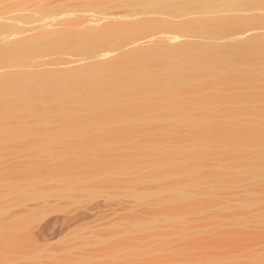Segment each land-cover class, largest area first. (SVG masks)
<instances>
[{"label":"rangeland","instance_id":"1","mask_svg":"<svg viewBox=\"0 0 264 264\" xmlns=\"http://www.w3.org/2000/svg\"><path fill=\"white\" fill-rule=\"evenodd\" d=\"M125 25L138 30L110 34ZM66 31L93 41L48 43ZM33 42L34 51L16 52ZM263 44L264 0H0V81L63 69L89 79L99 64L153 49L160 61L130 69L140 89L170 68L166 49L197 48L210 66L204 76L182 68V85L161 81L152 96L128 94L130 108L113 105L112 92L79 96L80 86L53 95L33 110L50 117L25 142L13 127L34 115L9 111L0 125V264H264ZM239 46L260 56L236 59ZM65 104L93 109L71 137L52 118ZM196 120L218 132L204 134ZM43 134L50 145L40 149ZM155 168L173 175L162 180ZM74 175L85 180L68 184Z\"/></svg>","mask_w":264,"mask_h":264},{"label":"bare ground","instance_id":"2","mask_svg":"<svg viewBox=\"0 0 264 264\" xmlns=\"http://www.w3.org/2000/svg\"><path fill=\"white\" fill-rule=\"evenodd\" d=\"M147 24V23H146ZM200 26V25H199ZM139 27V26H138ZM192 27H194V26H192ZM133 28H136L137 29V25L136 26H114V28H110L109 29V32H110V34L111 35H113V36H115V35H119L120 33H122V32H124V31H126V30H130V29H133ZM142 28H143V26H142ZM210 28V27H209ZM147 29V28H146ZM138 30V29H137ZM67 32V31H66ZM64 32L65 33V35H62L63 33H61L60 35L61 36H59V35H57L56 37H49V39L51 40V42H48V40H46L48 43H59V42H68L69 40H70V42H71V40H75L76 42H80L81 43V40H82V42L83 41H87L88 43H90L91 41H93V38L91 39V35L88 33H83V32H80V33H73V31L71 32V33H69V32ZM131 32V31H130ZM53 35V34H52ZM90 36V38H88ZM176 36V35H175ZM172 38V37H171ZM169 39H170V37H169ZM49 40V41H50ZM66 40V41H65ZM78 40H80V41H78ZM45 41V42H46ZM72 41V42H73ZM74 41V42H75ZM46 42V43H47ZM260 42V41H259ZM69 43V42H68ZM26 44V43H25ZM82 44V43H81ZM85 45L87 44L86 42L84 43ZM180 45H183L182 44V42H180L179 43ZM178 44V45H179ZM251 44V43H250ZM253 44V43H252ZM259 44V43H258ZM262 44V43H261ZM260 44V45H261ZM21 45V44H20ZM78 45V44H77ZM83 45V44H82ZM244 45H246V44H244ZM259 45V46H260ZM37 46V43H30V44H26V45H22V46H17L18 48H17V50H16V52L18 53V54H20V53H22V54H24V52H26L27 50L29 51L31 48H32V50H33V48L34 47H36ZM177 46V45H176ZM176 46H175V48H176ZM245 48H246V46H244ZM240 48V46H239V48L237 47V48H235V47H232V53H234L233 55H237V54H239V53H241L238 57H235L236 59L238 58H240V57H243L245 60H252V59H254V58H250L251 56H254V55H256V56H260L261 55V57H263L262 55H263V53H264V44H263V46H260L261 48H259L258 50L259 51H261L260 53H259V51L257 50V48L256 49H249V48ZM256 47V46H255ZM171 48V47H170ZM174 48V47H173ZM178 48V47H177ZM228 48V47H227ZM16 49V47L14 48V49H10V50H15ZM35 49V48H34ZM213 49V48H212ZM211 48L209 49L210 50V52L208 51V50H206V54H211V53H213L214 51L212 50ZM158 50V49H157ZM211 50H212V52H211ZM220 50H222V49H220ZM235 50V51H234ZM253 50V51H252ZM255 50H257L258 52H257V54L254 52ZM27 51V52H28ZM34 51V50H33ZM139 51V50H138ZM158 51H160V50H158ZM158 51H156L155 50V52H154V49L153 50H151V51H146V52H140L139 53V55L137 54V55H130V57L129 56H127V57H125V59L124 60H122L121 61V63L119 64V61L120 60H118L116 63L115 62H113V63H111V65L109 66L108 64H99L98 66H96L95 68H93V70H91V71H93V72H95L96 73V75L94 76L93 74V76L91 77V75H90V78L88 79V77H89V74H88V77L86 78V77H83V76H79V75H81V74H76V75H73V74H70V75H65V74H63V73H65V72H59V73H54V72H56V71H51V72H53V73H50V74H43V75H25V74H21V75H18L17 74V76H12V77H9V78H6L5 80H1L0 81V125H2V121L4 120V118H6L7 119V115L6 114H8L9 115V111H14V112H12V114L14 113V115L13 116H11L12 114H10V116L11 117H16V114H18V113H22L23 115L25 114V112L27 111L28 112V114H27V112H26V118L29 116L30 117V115L32 116V115H34L33 116V118H30L31 119V121H29L28 123H25V124H27V126L25 125V126H22V128H21V126H19V127H13L16 131H17V136H18V134H19V137H18V140H20V139H22L24 142H25V140H27L28 138H30V133L32 134V132H33V130H34V128H35V125H37L38 124V122L39 121H41V122H44V120L45 119H43L44 117H46V116H44V117H42L43 115H50V114H42V115H40L41 113L39 112H37V111H39V110H37L38 108V106L40 105L39 103L41 102V101H47V99L50 97L51 98V96H53L54 95V97H55V95L56 94H60V95H57L56 97H58L59 99H60V96H65V97H67L68 98V95H70L68 92L69 91H72V90H74V89H76V88H78L77 86H80V93H78L79 94V96H80V94H85V93H87V94H96V95H98L97 93H99V94H106V93H110V92H112V93H114L113 95H114V100H113V105L115 104V105H117V104H119L120 105V107L121 108H119V109H123V108H130V107H133L134 105H135V103L133 102V101H130V100H127L125 97L126 96H128V94H132V93H136V92H144L143 94H146L147 96H149V95H151L152 93H155V91L157 90V88H158V86L160 87V84H161V81H162V84L164 83H166V81H168V83H166V84H169V81H170V79H171V81L173 80H175V79H178L179 81H180V79L181 80H183V77H185V76H183V74H184V72L182 73V71H183V69H184V71L186 70L187 71V73L185 72V74L184 75H188V74H191V72L193 73L194 71L196 72V73H199L200 71H201V75H205L204 73H206L205 72V70L206 69H209L208 67H210L208 64H205V62H203L204 60H203V54H205V52H203L202 50H199L198 51V49L197 48H182V49H180V50H167L166 49V52H163L165 55L164 56H169V57H167V58H169V59H171L172 60V62L170 61V63H172V64H170L169 66H167V68L168 67H170L169 69H166L165 71H167V72H162V74L164 75V77H160V79H161V81L159 82L158 81V78H157V82L156 81H151V83H149L147 86H146V88L145 89H143V88H138L137 87V84H135L136 82H135V80L133 81V76L131 75L132 73H130V69H131V67H132V70L133 69H135L136 67H138L139 65V63L142 65V64H150V62H152V61H154V62H156L155 60H157L158 59V61H160V57L159 56H161V55H163V54H161L160 52L157 54L156 52H158ZM164 51V50H163ZM219 51V50H218ZM218 51H216V53H218V55H219V53L220 54H222L221 52L222 51H220V52H218ZM6 52V51H5ZM11 52V51H10ZM12 52H15V51H12ZM15 52V54H17ZM151 52V53H150ZM224 52V51H223ZM227 52V51H226ZM231 52H229V53H231ZM236 52H239V53H236ZM9 53V52H8ZM131 53V52H130ZM252 53H253V55H252ZM255 53V54H254ZM14 54V53H13ZM17 54V55H18ZM22 54H20V55H22ZM159 54H161V55H159ZM260 54V55H259ZM16 55V56H17ZM156 55V56H155ZM159 55V56H158ZM213 55H217V54H213ZM217 55V56H218ZM233 55L231 56V58L233 57ZM19 56V55H18ZM23 56V55H22ZM133 56V57H132ZM158 56V57H157ZM210 56H212V54L210 55ZM222 56V57H221ZM225 56V55H224ZM246 58H245V57ZM249 57V59H248V57ZM21 57V56H20ZM132 57V58H131ZM135 57H137V58H135ZM155 57V58H154ZM156 57H157V59H156ZM202 57V58H201ZM216 57V56H215ZM219 57H221L222 59H223V55H219ZM219 57H217V58H219ZM260 57V58H261ZM154 58V59H153ZM161 58H163L162 56H161ZM209 58V57H208ZM220 58V59H221ZM230 58V57H229ZM200 59H202V60H200ZM205 59H206V57H205ZM222 59L220 60V62L222 61ZM233 59V58H232ZM232 59H230L231 61H233ZM106 60V59H105ZM117 60V59H116ZM152 60V61H151ZM260 60V59H259ZM263 60V59H262ZM262 60H260V62L262 61ZM124 61V62H123ZM157 61V62H158ZM209 61H210V59H209ZM219 61V60H218ZM241 61V60H240ZM169 62V61H168ZM222 62H224V60L222 61ZM226 62V61H225ZM234 62V64H236L235 63V61H233ZM238 62V61H237ZM252 62V61H251ZM110 63V62H109ZM165 63V62H164ZM207 63V62H206ZM209 63V62H208ZM215 63H217V61H215ZM219 63V62H218ZM227 63V62H226ZM229 63V62H228ZM243 63H245V62H243ZM254 63V62H253ZM259 63V62H258ZM116 64H119V65H116ZM233 64V63H232ZM231 64V65H232ZM242 64V63H241ZM246 64V63H245ZM260 64V63H259ZM113 65V66H112ZM116 65V66H115ZM132 65H136V66H132ZM138 65V66H137ZM216 65V64H215ZM218 65V64H217ZM231 65H228V66H231ZM237 65V64H236ZM250 65V64H249ZM257 65V64H256ZM112 66V67H111ZM115 66V67H114ZM171 66H173V67H171ZM221 66H223V65H220V67H218V68H221ZM233 66V65H232ZM253 66H254V64H253ZM134 67V68H133ZM148 67V66H147ZM224 67V66H223ZM226 67V66H225ZM144 68H145V66H144ZM177 68V69H176ZM182 69V70H180V69ZM215 68H216V66H215ZM214 68V69H215ZM234 68V67H233ZM249 68V67H248ZM146 69V68H145ZM64 70V69H63ZM63 70H61V71H63ZM95 70V71H94ZM131 70V71H132ZM141 70V69H140ZM170 70L172 71L173 70V73L172 72H170ZM175 70V71H174ZM190 70V71H189ZM212 70V69H211ZM210 70V71H211ZM60 71V70H59ZM134 71V70H133ZM142 71V70H141ZM197 71H199V72H197ZM250 71V70H249ZM252 71V70H251ZM258 70L256 69V72H257ZM70 72H73V71H70ZM253 72H254V70H253ZM66 73H68V71H66ZM146 73V72H145ZM150 73V72H149ZM172 73V74H171ZM181 73H182V76H181ZM161 74V75H162ZM178 74H180V75H178ZM243 74V73H242ZM250 74V73H249ZM144 75H147V73L146 74H144ZM170 75V76H169ZM175 75H177V76H175ZM241 75V74H240ZM255 75H257V74H255ZM260 75V74H259ZM259 75H257V76H259ZM79 76V77H78ZM142 76V75H141ZM160 76V75H159ZM242 76V75H241ZM247 76V75H246ZM251 76H253V74L251 75ZM81 77V78H80ZM83 77V78H82ZM139 77V76H138ZM153 77V76H152ZM178 77V78H177ZM254 77V76H253ZM252 77V78H253ZM5 78V77H4ZM85 78V79H84ZM175 78V79H174ZM80 80V81H76V80ZM87 79V80H86ZM140 79V78H139ZM151 79V78H150ZM154 79V78H153ZM156 79V78H155ZM163 79V80H162ZM168 79V80H167ZM245 79H246V77H245ZM244 79V80H245ZM255 79V78H254ZM253 79V80H254ZM74 80V81H73ZM82 80H83V82H82ZM86 80V81H85ZM165 80V82H163ZM178 80H175V82H177ZM251 80V79H250ZM252 80V81H253ZM257 80V79H256ZM262 80V79H261ZM144 81V80H143ZM178 81V82H179ZM243 81V80H242ZM147 82V81H146ZM177 82V83H178ZM260 82V81H259ZM160 83V84H159ZM172 83V82H171ZM174 83V82H173ZM177 83H175L176 84V86L178 85H180V83H181V85H182V82H179L178 84ZM158 84V85H157ZM76 86V88H74ZM167 87V86H166ZM173 87H175V85L173 86ZM169 88V87H168ZM138 89H140V90H138ZM144 90V91H143ZM77 92V91H76ZM158 92V91H157ZM181 93V92H180ZM175 94V93H174ZM153 95V94H152ZM151 95V96H152ZM78 96V95H77ZM83 96V95H82ZM101 96V95H100ZM145 96V95H144ZM146 96V97H147ZM63 97H61V98H63ZM64 97V98H65ZM46 98V99H45ZM76 98V97H75ZM95 98H97V97H95ZM107 98V97H106ZM86 99V98H85ZM55 100V99H54ZM66 100H67V102H68V99H65V101L64 102H66ZM111 100V102H112V98L110 99ZM115 100H116V102H118V103H116L115 102ZM63 102V103H64ZM66 102V103H67ZM71 102H73V101H71ZM94 102V101H93ZM101 102V101H100ZM131 102H133L134 103V105H133V103H131ZM108 103V102H107ZM38 104V106L36 107V105ZM44 104V103H43ZM42 104V105H43ZM73 104V103H72ZM131 104H132V106H131ZM66 105V104H65ZM65 105H63V106H65ZM80 105V104H79ZM141 105V104H140ZM142 105H144L143 107H144V109L145 108H149L150 106V104H147V103H145V104H142ZM141 105V106H142ZM67 106V105H66ZM63 107V109H61V110H59V111H56L57 109H55V112L54 113H52L51 115L53 116L52 118L54 119V120H56V121H60V122H65V126L62 128V129H60L58 132H59V136L60 137H71L72 135H74V134H72L73 132H75V133H79V132H81V131H83L85 128H84V121H86L88 118H90L91 117V113L93 112V109H88L89 111H81L80 109H78V108H74V109H72L71 107H69V106H67V107ZM76 107V106H75ZM100 107V106H99ZM119 107V106H118ZM143 107H141V108H143ZM35 108H37V109H35ZM62 108V107H61ZM97 108H98V106H97ZM111 108V107H110ZM117 108V107H116ZM135 108V107H134ZM83 109V108H82ZM115 109V108H114ZM33 110H37V111H34L33 112ZM125 110V109H124ZM23 111H24V113H23ZM29 111L30 112H32L31 114L29 113ZM41 111V110H40ZM128 111V110H127ZM9 112V113H8ZM52 112V111H51ZM34 113H37V114H34ZM22 114H19V115H22ZM98 114V113H97ZM17 117H19V116H17ZM24 116H22V118H23ZM48 117H50V116H48ZM48 117H46V119H48ZM26 118H24V120H28V119H26ZM227 118H230V117H227ZM5 119V120H6ZM10 119V118H9ZM17 119V118H16ZM15 119V120H16ZM91 119V118H90ZM21 120V119H20ZM20 120H17V121H20ZM89 120V119H88ZM22 121H23V119H22ZM226 121V120H225ZM224 121V124H226V122ZM4 122V121H3ZM26 122V121H25ZM40 122V123H41ZM59 122V123H60ZM89 122V121H88ZM10 123H11V121H10ZM19 123V122H18ZM15 124V123H14ZM17 124V123H16ZM97 124V123H96ZM9 125V124H8ZM12 125V124H11ZM20 125H21V123H20ZM60 125H61V123H60ZM86 125V124H85ZM194 125L195 126H197V127H195L196 129H200V131L201 132H203L204 134H207V133H209L210 134V132H208V130H210L211 128V126H207L206 124H205V122H203V121H194ZM32 126H34V127H32ZM4 127H5V125H4ZM3 127V128H4ZM7 127V126H6ZM5 127V128H6ZM37 127H38V125H37ZM88 127V126H87ZM90 127V126H89ZM187 127H191V126H187ZM1 128V127H0ZM9 128H10V126H9ZM18 128V129H17ZM21 128V129H20ZM32 128H33V130H32ZM39 128V127H38ZM20 129V130H19ZM40 129V128H39ZM206 129V130H205ZM208 129V130H207ZM216 129V130H215ZM214 129V127H213V129H211V130H214L213 132H215L216 133V131L218 132V129L217 128H215ZM9 130V129H8ZM8 130H7V132H8ZM11 130V129H10ZM13 131V132H16V131ZM210 130V131H211ZM12 131V130H11ZM39 131V130H38ZM205 131H207V132H205ZM41 132V131H40ZM33 133H35V131L33 132ZM42 133V132H41ZM106 133V132H105ZM3 134H5V133H3ZM9 134H11L12 135V132L11 133H8V136L10 137V135ZM37 134H39V133H37ZM120 135L118 136V137H120V136H122V133H119ZM209 134H207V135H209ZM15 134H14V136H16ZM21 135V136H20ZM33 135V134H32ZM42 135V134H41ZM43 136H44V134H43ZM6 137L7 136H5L4 138L6 139ZM32 137V136H31ZM41 137V136H40ZM48 138V137H47ZM46 138V136H44V137H42L41 139L43 140H45V141H42V142H40V140H39V144H41V145H39L38 143V147H41L40 149H43V147L42 146H45V144H49L50 142H48V139ZM57 138V137H56ZM3 139V138H2ZM1 139V140H2ZM9 139H11V138H9ZM13 139V138H12ZM31 139V138H30ZM46 139H47V141H46ZM69 139V138H68ZM4 140V139H3ZM15 140H17L16 138H15ZM22 141V142H23ZM49 141H52L51 140V138H50V140ZM27 142H29V141H27ZM68 144V143H67ZM31 145V144H30ZM50 145V144H49ZM71 145V144H70ZM32 147V146H31ZM46 147V146H45ZM35 150V149H34ZM40 151V150H39ZM40 153H41V151H40ZM163 153V152H162ZM43 154V153H42ZM163 155L164 156H167V157H171V158H173L172 157V153H163ZM259 159V158H258ZM254 161H252V163H253ZM123 163V162H122ZM251 165H254V164H251ZM250 165V166H251ZM130 167V166H129ZM125 168V167H124ZM127 168V167H126ZM252 168V167H251ZM250 168V170H253V169H251ZM255 168V167H254ZM129 169V168H128ZM132 169V168H131ZM155 170H157L156 168H155ZM158 170H160L159 172H160V174H159V177L162 179V180H165L166 179V177H170V176H172L173 174H169V172H167V171H164V170H161V169H158ZM157 170V171H158ZM35 171V170H34ZM41 170H39L38 172H40ZM129 171V170H128ZM42 172V171H41ZM139 173V172H138ZM155 173H157L156 171H155ZM248 173H249V171H248ZM251 173V172H250ZM254 173V172H253ZM42 174V173H41ZM74 174V173H73ZM39 175H40V173H39ZM153 175H155V174H153ZM156 175H158V174H156ZM38 176V175H37ZM37 176H35V178L37 179V184H38V180H40L41 181V183H42V180H43V178L42 177H37ZM42 176V175H41ZM76 175H74V177H72V179L70 180V181H68V184L70 183H74L75 185H76V183L79 185V182L82 180V179H84L85 180V177H83L82 175V179L80 178V177H75ZM80 176V175H79ZM152 177H156V176H152ZM68 179V178H67ZM88 179V178H87ZM153 180H155V179H153ZM44 181V180H43ZM87 181H90V180H87ZM86 181V182H87ZM35 182V181H34ZM64 182V181H63ZM76 182V183H75ZM81 182H83V180L81 181ZM35 184V183H34ZM71 184V185H72ZM84 184V183H83ZM35 186V185H34ZM38 186V185H37ZM80 186H81V184H80ZM35 188H37V187H35ZM70 188V187H69ZM34 189V188H33ZM21 192H24L25 190H20ZM27 191V190H26ZM35 191V190H34ZM18 192V191H17Z\"/></svg>","mask_w":264,"mask_h":264},{"label":"water","instance_id":"3","mask_svg":"<svg viewBox=\"0 0 264 264\" xmlns=\"http://www.w3.org/2000/svg\"><path fill=\"white\" fill-rule=\"evenodd\" d=\"M182 42V44H185V43H187V42H189V41H187V39H185L184 41H181ZM65 71H71V70H73V69H64ZM56 71L55 73H59V72H65V71ZM53 73V72H52Z\"/></svg>","mask_w":264,"mask_h":264}]
</instances>
